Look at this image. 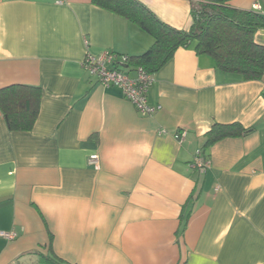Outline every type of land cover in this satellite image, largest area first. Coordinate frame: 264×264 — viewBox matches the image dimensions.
<instances>
[{
    "label": "crops",
    "instance_id": "crops-1",
    "mask_svg": "<svg viewBox=\"0 0 264 264\" xmlns=\"http://www.w3.org/2000/svg\"><path fill=\"white\" fill-rule=\"evenodd\" d=\"M138 1L192 26V0ZM226 1L264 14V0ZM255 41L264 46V28ZM153 42L94 0H0V90L39 100L30 130H11L0 106V232L16 233L0 235V264H264V77L182 47L153 74L158 110L143 115L83 65ZM215 124L249 131L205 147Z\"/></svg>",
    "mask_w": 264,
    "mask_h": 264
},
{
    "label": "trees",
    "instance_id": "trees-1",
    "mask_svg": "<svg viewBox=\"0 0 264 264\" xmlns=\"http://www.w3.org/2000/svg\"><path fill=\"white\" fill-rule=\"evenodd\" d=\"M94 2L136 22L153 36L154 42L147 51L127 56L124 66L130 70L142 67L154 74L173 58L176 50L193 46L199 55L213 57L224 72L238 73L247 80L264 77V46L255 41L256 32L264 28V14L255 9H237L226 0H192L193 23L189 30H182L161 21L138 0ZM118 68L125 70L121 65ZM17 88L20 87L0 90V106L11 130H30L38 115L39 100L31 95V100L29 98L25 104ZM248 131L239 124H215L205 147L224 137ZM198 155L207 158L202 150ZM44 260L45 264H69L54 256L44 257Z\"/></svg>",
    "mask_w": 264,
    "mask_h": 264
},
{
    "label": "built area",
    "instance_id": "built-area-1",
    "mask_svg": "<svg viewBox=\"0 0 264 264\" xmlns=\"http://www.w3.org/2000/svg\"><path fill=\"white\" fill-rule=\"evenodd\" d=\"M254 9L260 11V4L256 3ZM127 62V56H122L121 61L118 62V56L108 50L98 56L87 55L83 65L91 74L97 76L100 83L104 86L116 85L120 87L123 90L124 96L134 104L140 113L152 115L158 110V107L151 105L148 100V92L153 82V74L147 72L142 67H138L136 77H131L126 70L118 68L121 63ZM110 65H113V67H110ZM182 135L177 134L176 137L181 140L183 138ZM197 154H200V150ZM89 162L94 164L96 168H100L98 154H93ZM194 164L202 170H206L210 166L209 161L199 155L195 157ZM0 235L7 239H13L16 233L1 231Z\"/></svg>",
    "mask_w": 264,
    "mask_h": 264
}]
</instances>
